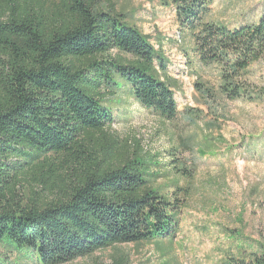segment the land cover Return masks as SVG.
<instances>
[{
    "label": "trees",
    "instance_id": "obj_1",
    "mask_svg": "<svg viewBox=\"0 0 264 264\" xmlns=\"http://www.w3.org/2000/svg\"><path fill=\"white\" fill-rule=\"evenodd\" d=\"M212 1H160L174 12L179 43L189 44L181 47L189 64L191 56L218 72L215 88L196 82L195 91L211 104L264 100L249 83L264 60V12L228 27L210 19ZM164 42L101 0H0V246L29 249L37 264H67L175 237L187 191L158 180L162 166L177 162L120 143L108 107L126 95L163 120L176 118L178 81ZM170 171L191 177L183 165ZM22 180L28 188L18 195ZM226 264H264V233Z\"/></svg>",
    "mask_w": 264,
    "mask_h": 264
},
{
    "label": "rangeland",
    "instance_id": "obj_2",
    "mask_svg": "<svg viewBox=\"0 0 264 264\" xmlns=\"http://www.w3.org/2000/svg\"><path fill=\"white\" fill-rule=\"evenodd\" d=\"M160 1L101 0V4L127 14L142 34L170 40L163 50L168 72L178 81L177 116L163 120L126 95L108 107L113 117L110 132L120 143L132 149L139 146L163 164L177 162L162 166L165 176L158 180L164 188L175 182L187 191L177 216V233L174 238L116 245L67 264H226L248 254L264 233V100L211 104L200 98L194 84L215 88L218 72L200 67L191 56L189 64L181 54V47L189 44L179 43L174 12ZM263 12L264 0H213L210 19L236 27L256 22ZM249 83L264 91V60L251 67ZM190 118L196 121L193 125ZM181 165L191 177L179 178L170 171ZM27 184L21 181L18 195L26 193ZM0 264H37V257L29 249L1 245Z\"/></svg>",
    "mask_w": 264,
    "mask_h": 264
}]
</instances>
